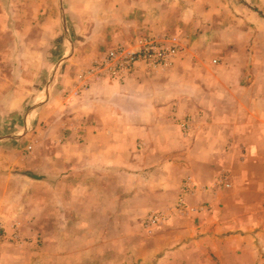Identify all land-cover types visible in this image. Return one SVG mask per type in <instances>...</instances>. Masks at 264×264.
<instances>
[{
  "label": "crops",
  "instance_id": "0c3cea01",
  "mask_svg": "<svg viewBox=\"0 0 264 264\" xmlns=\"http://www.w3.org/2000/svg\"><path fill=\"white\" fill-rule=\"evenodd\" d=\"M147 35L183 51L75 92ZM0 217V264H264V0H0Z\"/></svg>",
  "mask_w": 264,
  "mask_h": 264
},
{
  "label": "built area",
  "instance_id": "2783aa9c",
  "mask_svg": "<svg viewBox=\"0 0 264 264\" xmlns=\"http://www.w3.org/2000/svg\"><path fill=\"white\" fill-rule=\"evenodd\" d=\"M182 51L183 47L174 37L160 38L147 35L139 36L133 43H118L108 49L99 59L78 71L75 92L87 88L90 83L95 81H124L128 77L134 76L140 67H144V69L149 71L166 69ZM181 126L184 131L188 128L186 122L182 123ZM195 188L196 186L191 183L190 179L185 178L173 207L163 211L148 213L142 221L143 228L151 231L159 223L167 220L172 212L184 213L187 208L184 196L192 193ZM12 228V232L8 234L0 217V242H8L13 245H20L26 242V237L20 233L17 226Z\"/></svg>",
  "mask_w": 264,
  "mask_h": 264
},
{
  "label": "rangeland",
  "instance_id": "374dc122",
  "mask_svg": "<svg viewBox=\"0 0 264 264\" xmlns=\"http://www.w3.org/2000/svg\"><path fill=\"white\" fill-rule=\"evenodd\" d=\"M96 48V45H88L87 43L85 44V43H82V42H80V43H76V56H78V58H83V57H85L86 55H89V53L92 51V49L93 48ZM73 66V65H72ZM73 67H76V66H73ZM54 78H55V76H54ZM52 79H53V77H52ZM4 131V130H3ZM5 132V131H4ZM28 147H30V149H28V150H31V145H28L26 148H28ZM179 196V195H178ZM152 212H154V211H152ZM150 213V212H149ZM169 218V217H168ZM168 220V219H167ZM167 220H164L163 222H161V223H159L154 229H156L158 226H160L161 224H164ZM143 226V225H142ZM154 229H152L151 231H147V230H145L146 232H147V235L146 236H148V237H150V236H152V233L154 232ZM38 243V242H37ZM151 243V242H150ZM123 256H126V255H124V254H119V255H117V256H115L114 257V260H116V259H118V260H116V261H114V264L116 263V264H119V262L121 261V259H122V257ZM148 259H151V260H147V263H144V264H153V263H155L156 262V256L155 255H152L151 256V258H148ZM137 262H135L134 261V264H136ZM139 263V262H138ZM74 264H76V262H74Z\"/></svg>",
  "mask_w": 264,
  "mask_h": 264
},
{
  "label": "water",
  "instance_id": "95a60500",
  "mask_svg": "<svg viewBox=\"0 0 264 264\" xmlns=\"http://www.w3.org/2000/svg\"><path fill=\"white\" fill-rule=\"evenodd\" d=\"M60 64H61V62H60V63H58V64L56 65V67H58Z\"/></svg>",
  "mask_w": 264,
  "mask_h": 264
}]
</instances>
